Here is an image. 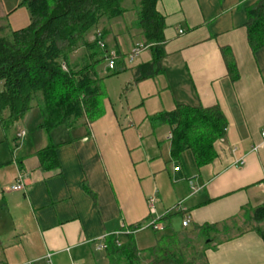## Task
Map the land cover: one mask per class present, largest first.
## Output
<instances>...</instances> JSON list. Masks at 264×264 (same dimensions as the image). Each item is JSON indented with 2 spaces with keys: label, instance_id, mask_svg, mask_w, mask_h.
Wrapping results in <instances>:
<instances>
[{
  "label": "crops",
  "instance_id": "obj_1",
  "mask_svg": "<svg viewBox=\"0 0 264 264\" xmlns=\"http://www.w3.org/2000/svg\"><path fill=\"white\" fill-rule=\"evenodd\" d=\"M125 1L124 15L103 18L86 36L90 43L100 33L106 47L82 52L85 61L71 67L103 81L114 71L107 54L127 55L145 44L138 26L133 35L125 32L127 14L137 12L140 0ZM255 1L158 0L165 20L162 71L135 81L137 68L154 57L146 45L149 53L134 63L118 58L122 94L115 104L113 91L100 87L91 119L47 128L34 103L9 128L0 123V264H108L98 242L169 214L173 230L201 242L204 264H264V238L251 220L264 204V46L253 50L247 31ZM180 104L224 113L226 132L210 162L193 166L189 156H172V127L154 117ZM19 174L25 188L13 190ZM178 203L185 212H170ZM165 221L159 232L169 231Z\"/></svg>",
  "mask_w": 264,
  "mask_h": 264
},
{
  "label": "trees",
  "instance_id": "obj_2",
  "mask_svg": "<svg viewBox=\"0 0 264 264\" xmlns=\"http://www.w3.org/2000/svg\"><path fill=\"white\" fill-rule=\"evenodd\" d=\"M157 2L140 0L138 3L137 26L145 36L143 45L151 48L154 57L137 68L136 82L162 71L165 20L157 9ZM23 3L30 14L29 24L11 31L5 30L6 25L0 26V123L9 128L23 119L34 103L40 107L47 128L85 116L91 119V110L100 102L98 83L101 79L90 78L85 68L66 70L65 66H71L69 55L80 46L89 50L100 48L98 39L89 43L86 35L103 18L124 15L127 12L124 0H23ZM247 12L248 41L256 50L264 46V0H256ZM224 54L228 70L236 78L235 62L227 57L226 50ZM117 55L125 56L121 52ZM154 119L172 127V156L183 161L189 156L193 166L213 159L215 142L225 134L227 127L226 117L218 106L180 104ZM170 216L162 218L169 231L161 232L149 248L139 249L134 233L109 238L108 264H197L196 258L202 256V252L194 250L195 244L186 233L173 230ZM251 220L264 238V204L254 210ZM202 235L207 239L210 233Z\"/></svg>",
  "mask_w": 264,
  "mask_h": 264
},
{
  "label": "rangeland",
  "instance_id": "obj_3",
  "mask_svg": "<svg viewBox=\"0 0 264 264\" xmlns=\"http://www.w3.org/2000/svg\"><path fill=\"white\" fill-rule=\"evenodd\" d=\"M126 1H129L131 3L135 2V1L138 2V0H126ZM137 8H138V4H137V7H135V9H137ZM135 14H136V16H135ZM127 15H128V18L125 20V22H128L126 24L128 26V29H126L125 32H127L129 30L128 32L131 35H133L136 33L135 28L137 27V23H136L137 12L135 13V11H132L131 13H129ZM127 15L125 17H127ZM0 16L4 17L3 19H5L4 21H6L5 22V25L7 26V28L5 29L6 31H11V30L22 28V27H26L30 22V18H29L30 14H29V11L26 7V4L23 3V0H0ZM6 31H4V32H6ZM96 38L98 39V34L96 35ZM96 38H94V39L97 40ZM102 41L105 42L103 39H102ZM98 44H99V41H98ZM99 47L101 48L100 45H99ZM84 51L90 52L91 50H89L88 47H84L80 51L78 50L77 52L70 54L69 57H71V58H69V63L73 62L74 60L79 62L80 59H82L84 62L85 58H83V57H87L86 54L82 53ZM148 53H149L148 50L144 49L138 57H140V56L145 57ZM124 57H127V55H125ZM136 60H137V58L134 61H136ZM68 68L71 69V66L69 67V65H67V67L65 69L67 70ZM72 68L74 69L75 67H72ZM104 76H105V78L103 79V81H100L98 83L99 87H102V89H104V91H105V88H107V90H109V91L112 90L113 92H109V93H111L112 100L116 104V96H119L120 94H122V88L120 89L121 78L117 77V73L116 74L110 73L109 75H104ZM177 219H180V218H177ZM146 224L148 225V222H146ZM263 227H264V224H263ZM180 230L181 229H179V228L176 229V227H175V231H180ZM159 234H161V232H159V231L156 232L152 227H147V229L145 228L143 230L135 232L134 238H135V240H137L136 243H138L137 245L139 248L146 249L147 247L149 248L150 246H152L155 243L156 237L159 236ZM189 235H190V239H191L192 243L195 244L196 249H194V250H197V251L201 250V242L197 241L198 239H196L194 234H189ZM208 240L209 239L207 238L206 241H208ZM196 262H197V264H204V259L202 257L197 256Z\"/></svg>",
  "mask_w": 264,
  "mask_h": 264
},
{
  "label": "built area",
  "instance_id": "obj_4",
  "mask_svg": "<svg viewBox=\"0 0 264 264\" xmlns=\"http://www.w3.org/2000/svg\"><path fill=\"white\" fill-rule=\"evenodd\" d=\"M100 33H98V40H99V45L101 46V48H105V42L102 41V39H100ZM145 48V45L143 44H138L135 47L132 48V50L127 54V60L132 63L139 55L140 53L143 51V49ZM118 55L116 53L113 52L110 54L106 55V63H107V68L109 71H113L117 68V60H118ZM22 134H24V131H22ZM172 136L170 135V138ZM263 137H264V133H263ZM240 163H242L240 161ZM178 167H175V170H178ZM13 190H22L25 188V183H24V177L22 174H19L18 176V182H16L14 185H12L11 187ZM158 201V196L157 194H154L152 197H150L148 199V205L150 208V212L151 214H154L155 212V205ZM170 212H179V213H183L185 212V209L183 208V206L178 203L175 206H173V208L170 210ZM190 216L185 214L184 219H183V226H187L190 222ZM147 227H152L154 230H158L161 228V224H160V219L157 217H152L150 219V221L147 224H139V225H135L134 227H128L125 228L123 230H119L115 233H113V237L117 238L119 235H123V234H133L137 231L143 230V229H147ZM116 242L119 244L120 241H118L116 239ZM107 247V241H100L98 242L97 248L96 249H100V250H106ZM48 262L51 263V259H50V255H48Z\"/></svg>",
  "mask_w": 264,
  "mask_h": 264
},
{
  "label": "water",
  "instance_id": "obj_5",
  "mask_svg": "<svg viewBox=\"0 0 264 264\" xmlns=\"http://www.w3.org/2000/svg\"><path fill=\"white\" fill-rule=\"evenodd\" d=\"M209 241H210V239L207 242H209Z\"/></svg>",
  "mask_w": 264,
  "mask_h": 264
}]
</instances>
